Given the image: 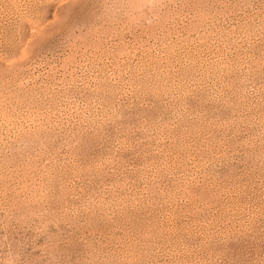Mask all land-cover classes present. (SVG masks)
Returning <instances> with one entry per match:
<instances>
[{
	"label": "rangeland",
	"instance_id": "374dc122",
	"mask_svg": "<svg viewBox=\"0 0 264 264\" xmlns=\"http://www.w3.org/2000/svg\"><path fill=\"white\" fill-rule=\"evenodd\" d=\"M0 264H264V0H0Z\"/></svg>",
	"mask_w": 264,
	"mask_h": 264
}]
</instances>
